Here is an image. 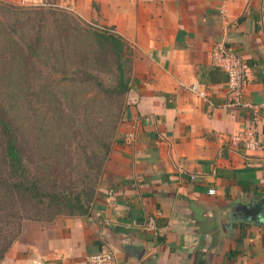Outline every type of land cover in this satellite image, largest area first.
Listing matches in <instances>:
<instances>
[{
	"label": "crops",
	"instance_id": "0c3cea01",
	"mask_svg": "<svg viewBox=\"0 0 264 264\" xmlns=\"http://www.w3.org/2000/svg\"><path fill=\"white\" fill-rule=\"evenodd\" d=\"M3 1L101 19L136 60L90 213L34 226L0 264H87L107 251L117 264H264V0ZM223 40L248 65L242 102L254 109L226 106L228 75L212 58ZM252 124L258 150L231 142Z\"/></svg>",
	"mask_w": 264,
	"mask_h": 264
},
{
	"label": "rangeland",
	"instance_id": "374dc122",
	"mask_svg": "<svg viewBox=\"0 0 264 264\" xmlns=\"http://www.w3.org/2000/svg\"><path fill=\"white\" fill-rule=\"evenodd\" d=\"M109 35L120 38L116 45ZM121 37L101 19L85 20L69 6L0 0V104L23 133L26 168L56 193L85 194L92 181L94 196L83 197L89 207L98 199L117 141L106 161L105 146L127 118L134 81L136 52ZM8 169L0 149L5 181ZM11 197L0 191V262L14 235L17 241L34 226L81 215Z\"/></svg>",
	"mask_w": 264,
	"mask_h": 264
},
{
	"label": "trees",
	"instance_id": "16d2710c",
	"mask_svg": "<svg viewBox=\"0 0 264 264\" xmlns=\"http://www.w3.org/2000/svg\"><path fill=\"white\" fill-rule=\"evenodd\" d=\"M122 38V37H121ZM108 39L114 45L120 40V38L109 35ZM124 41L125 39L122 38ZM121 51V49H119ZM123 84L124 92H128L129 87ZM119 133L110 135V138L105 146L106 156L111 153L112 145ZM0 149L4 155V159L8 164L9 179L5 181L0 176V191L5 190L9 193L13 200L31 199L32 203H35L37 208L57 209L58 213H62L66 210L80 211L81 215H87L90 213L91 207L86 206V203H90V200L84 202L83 197L94 196L95 183L90 182L88 191L77 193H64L54 192L46 183L43 185L40 176L28 170L25 165L26 147L23 133L14 120L10 118L7 112L0 104ZM106 163V162H105ZM104 164V161L102 163ZM89 197V198H90ZM88 199V198H87ZM93 202V201H92ZM74 214V213H73ZM17 238V234L14 235L8 242L5 250L2 253L1 261L4 259L9 248L12 246Z\"/></svg>",
	"mask_w": 264,
	"mask_h": 264
},
{
	"label": "built area",
	"instance_id": "2783aa9c",
	"mask_svg": "<svg viewBox=\"0 0 264 264\" xmlns=\"http://www.w3.org/2000/svg\"><path fill=\"white\" fill-rule=\"evenodd\" d=\"M65 2V0H63ZM67 1V0H66ZM34 5H38V1H33ZM68 8V6H67ZM213 62L216 67L221 68L228 75L229 100L227 107H249L242 102L245 76L248 71L246 62L235 54L228 46L226 40L218 43L212 52ZM194 91L197 86H193ZM201 96H205L204 92H199ZM256 128L254 124L245 132L231 137V142L238 144L242 143L247 149L256 151L260 148V143L257 139ZM128 140L135 141V136L132 134ZM149 228L156 231L158 226L155 219L149 222ZM87 264H117V258L111 251L99 252L87 258Z\"/></svg>",
	"mask_w": 264,
	"mask_h": 264
},
{
	"label": "water",
	"instance_id": "95a60500",
	"mask_svg": "<svg viewBox=\"0 0 264 264\" xmlns=\"http://www.w3.org/2000/svg\"><path fill=\"white\" fill-rule=\"evenodd\" d=\"M261 214H262V215L264 214V210L261 211Z\"/></svg>",
	"mask_w": 264,
	"mask_h": 264
}]
</instances>
